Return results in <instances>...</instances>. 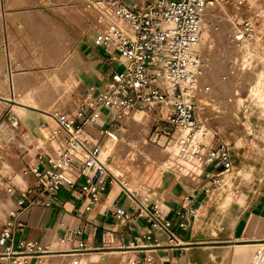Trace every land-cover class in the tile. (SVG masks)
<instances>
[{"label": "crops", "instance_id": "crops-1", "mask_svg": "<svg viewBox=\"0 0 264 264\" xmlns=\"http://www.w3.org/2000/svg\"><path fill=\"white\" fill-rule=\"evenodd\" d=\"M88 5L86 8L94 13L91 29L69 58L78 61L75 74L61 78L53 71L47 75L48 82L39 80L23 92L26 83L15 74L12 86L25 105L14 104L12 110L17 121L34 131L35 146L50 152L34 155L33 164L38 166L37 155L54 154L63 146L65 134L59 131L60 138H55V146L50 150L48 132L39 125L48 120L54 126V122L35 108L58 110L60 98L72 94L77 83L78 97L73 110L68 112L76 125H82L85 148L84 153L76 155L72 167L79 168L78 161L83 162L87 151L97 147L98 159L107 169L100 175L104 189L98 203L88 208V200L80 192L85 171H79L78 175L68 172L73 182L71 188H60L51 197L44 195L20 211L17 218L23 226L14 231L12 247L15 249L19 241L35 243L24 264H142L144 257L151 258L150 264H253L257 251H264V178L257 186H229L228 171L203 162L193 153L205 127L193 131L187 143H180L178 132L165 121L169 114L167 107L135 108L121 117L113 109L100 108L96 119L87 122L85 117L77 116L82 105L85 114L91 112L87 103L97 93V87L114 71H121L125 63L115 49L94 42L96 11ZM42 15V22L51 26L49 16ZM56 49L59 51L58 46ZM47 50L48 46L39 48L40 62H56L54 56L47 58L44 54ZM10 56H14L13 49ZM7 92L8 79L3 72L0 95ZM5 101L6 98L0 99V114L10 105ZM146 117L152 121L149 140L163 153L152 146L137 151L129 148H136L141 142L137 129L144 127ZM0 130L6 132L3 124ZM110 133L117 138L112 139ZM213 134L212 129L206 128L200 139L201 151ZM136 157L142 160L134 163ZM0 165V172L9 180L23 184L16 161L0 157ZM28 174L27 186H31L35 179L29 171ZM3 185L0 180V191ZM12 191L10 200L0 206V217L19 197L20 190ZM141 205L157 206L160 216L176 231L179 245L168 244L166 236L154 229L144 215H139ZM120 210L129 219L117 216Z\"/></svg>", "mask_w": 264, "mask_h": 264}, {"label": "rangeland", "instance_id": "rangeland-1", "mask_svg": "<svg viewBox=\"0 0 264 264\" xmlns=\"http://www.w3.org/2000/svg\"><path fill=\"white\" fill-rule=\"evenodd\" d=\"M92 1L102 0H0V78L5 72L8 79V92L5 96L0 95V99L6 98L5 102L10 103L0 114V124L6 128L5 133L0 130V157L10 162L16 161L24 181L23 184H16L0 172V180L4 183L0 191V206L4 201L10 200L8 187L14 191L27 187L28 167H34V155L41 151L50 153L37 148L34 131L31 132L16 120L12 105L25 103L21 100L20 93L14 91L11 79L15 74L22 78L26 83L22 87L23 92L39 80L48 82L47 75L53 71L61 78L74 75V67L78 61L75 58L69 61V58L79 40L89 34V24L94 19V13L89 12L86 7ZM238 2H242L241 7H238ZM42 14L49 16L51 26L42 22ZM245 21L253 23L254 34L240 43L235 41L231 27L240 26ZM46 46L48 50L44 54L47 58L54 56L56 62H40L39 48ZM11 49L14 51L13 57L10 56ZM197 54L198 74L194 85L190 87V96L195 102V119L203 127L212 129L228 146L232 163L231 169L226 173L229 177L228 185L238 188L257 186L264 178L262 0H222L208 7L203 16ZM78 92L79 85L76 83L72 94L60 98V108L56 111L35 108L54 122V126L48 120L39 125L48 132L50 150L55 146V138H60L61 129L55 115H69L68 111L73 110ZM151 124L152 121L146 117L144 127L137 129L141 142L138 147H129L130 149L137 151L152 146L163 153L159 146H154L156 143L153 140H149ZM141 160L142 157H136L133 162ZM12 207L10 205L3 210L0 229Z\"/></svg>", "mask_w": 264, "mask_h": 264}, {"label": "built area", "instance_id": "built-area-1", "mask_svg": "<svg viewBox=\"0 0 264 264\" xmlns=\"http://www.w3.org/2000/svg\"><path fill=\"white\" fill-rule=\"evenodd\" d=\"M221 1L102 0L89 4L88 7L96 11L94 42L115 49L125 63L121 71H114L97 87V93L87 103L91 112L85 114V106L82 105L77 116L85 117L84 122H87L96 119L100 108L113 109L121 117L135 108L167 107L169 114L165 121L178 133L184 131L178 134L183 135L181 138L178 136V141L187 143L193 131L203 127L195 119V102L190 96V87L198 74L197 45L203 16L208 7ZM253 34L254 26L250 21L234 26V37L238 41L248 40ZM55 119L65 134L63 146L52 155L38 154L39 165L29 168L35 182L19 191L18 199L8 211L0 231V264H24L35 247V243L23 244V241H19L15 249L12 247L14 231L23 226L17 218L20 211L44 195L51 197L60 188L73 186L67 173L76 160L74 151L85 148L81 138L82 125H76L74 118L65 113L55 115ZM205 132L206 127L201 137ZM200 139L193 153L203 162L229 171L232 163L226 143L214 133L201 151ZM78 163L79 170L85 171L86 176L80 192L88 200L90 208L100 199L104 189L100 175L107 169L98 159L97 147L88 150L85 160ZM7 191L13 192L10 187ZM116 215L129 219V215L121 210ZM139 215H144L154 229L161 231L168 244H180L176 231L160 216L156 205H141ZM180 226L183 227L184 223L181 222ZM260 253L258 250L256 255ZM150 263L151 258L144 257L142 264Z\"/></svg>", "mask_w": 264, "mask_h": 264}, {"label": "bare ground", "instance_id": "bare-ground-1", "mask_svg": "<svg viewBox=\"0 0 264 264\" xmlns=\"http://www.w3.org/2000/svg\"><path fill=\"white\" fill-rule=\"evenodd\" d=\"M262 2H263V5H264V0H262ZM237 4H238V7L242 6V2H238ZM249 8H250V12L252 13V7L250 6ZM231 31H232V34H233V37H234V26L231 27ZM234 39H235V37H234ZM235 41L242 43V42H245L246 40L238 41V40L235 39ZM109 136L112 139H116L117 138V136L114 133H110ZM80 153H84L82 149H77L76 151H74V158L76 159V155H78ZM79 171H80L79 168H74L72 166L69 168V172H75V173H77V175H78ZM260 252H261L260 255L258 254V255H256L254 257L253 262L255 264H263L264 263V255H262V253L264 254V251L260 249Z\"/></svg>", "mask_w": 264, "mask_h": 264}]
</instances>
